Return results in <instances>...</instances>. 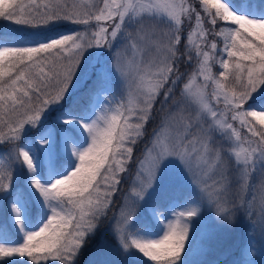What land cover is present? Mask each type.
I'll return each instance as SVG.
<instances>
[{"label":"snow or ice","instance_id":"6c2138e0","mask_svg":"<svg viewBox=\"0 0 264 264\" xmlns=\"http://www.w3.org/2000/svg\"><path fill=\"white\" fill-rule=\"evenodd\" d=\"M0 19V264H80L98 235L88 264H193L205 213L244 227L229 264H264V0H0Z\"/></svg>","mask_w":264,"mask_h":264},{"label":"rangeland","instance_id":"374dc122","mask_svg":"<svg viewBox=\"0 0 264 264\" xmlns=\"http://www.w3.org/2000/svg\"><path fill=\"white\" fill-rule=\"evenodd\" d=\"M242 2L245 3V0H242ZM145 23L147 24H155L156 21L154 20H146ZM160 27H164L163 24L159 25ZM79 26H64L60 30L66 31V30H76ZM0 30L6 31V32H13L16 31V28L14 25L11 24V22H8L6 20H3L0 23ZM193 68L195 67V61H193ZM191 65V71L193 70ZM214 71H218V69L214 68ZM197 83H202V80H197ZM122 85H113L114 88V94L116 95L117 99L120 98ZM209 91H211V88H209ZM107 95L106 93H101V102L103 96ZM179 97V92L177 91L176 97L174 99ZM171 102H169V105H165L164 108H161L159 101L157 102L156 108L154 109V118L152 119L154 128L159 124L161 117L166 114L168 108L170 107ZM151 121V120H150ZM134 122V121H133ZM246 131V130H244ZM152 134V132H151ZM150 134V137H151ZM150 137L148 138L147 142L149 141ZM145 145L142 142L140 145L137 144L135 149V155L138 154L139 150L140 153L137 157L140 156L144 149ZM135 165L131 166L130 173L134 171ZM131 179L130 175L125 176L124 182L120 185V193L116 196L115 202H117V205L121 201V197L124 195V193L127 191L129 187V181ZM253 182H257L259 180V175H254L252 177ZM175 188H179L178 191H176V198L175 199H181L183 198L188 192L191 191V189L188 187L187 182L183 181L182 179L177 183ZM181 194H184L181 196ZM168 196H170V193H168ZM173 197V196H172ZM116 210V209H114ZM202 227L205 229L206 232L209 233V238L205 241V248L203 250H196L194 251V255L190 256L189 259L193 262V264H229L230 261L237 258L239 253V248L243 246L244 243V227L243 225H236L235 227H225L222 225H219L215 223L210 217H208L207 213H205V218L200 222ZM255 234V233H254ZM109 242L112 241V237L110 234H108ZM10 238L15 239L14 236H11ZM98 240V239H97ZM97 240L92 241L94 243V246L97 242ZM253 247L248 249L245 253V260L247 261H260V255L258 252V246L256 245V241H252ZM91 247L90 249H86L88 251L92 252ZM90 254L88 257H86L85 253L81 254L79 257L80 264H88V260L90 258ZM222 259V261H219Z\"/></svg>","mask_w":264,"mask_h":264},{"label":"trees","instance_id":"16d2710c","mask_svg":"<svg viewBox=\"0 0 264 264\" xmlns=\"http://www.w3.org/2000/svg\"><path fill=\"white\" fill-rule=\"evenodd\" d=\"M3 21V19H0V23ZM67 31V30H66ZM193 64V63H192ZM192 64H190V65H182V67H181V70L182 71H188V72H191V65ZM192 68H193V65H192ZM83 91V90H82ZM153 128H154V125H153V122H152V120L151 121H149V123H148V125H147V128H146V135H145V137H144V139L140 142V143H138V145H140L142 142L144 143L148 138H149V136H150V134H151V132H152V130H153ZM136 156V155H135ZM133 165H135L134 163H133ZM132 165V166H133ZM176 197L177 195L175 194V193H173V191L172 192H170V197ZM172 197V198H173ZM115 204H117V202H115ZM15 231V229L13 228L12 229V232H14ZM94 246V243L93 242H91L87 247H86V249H90L91 247H93ZM85 249V250H86ZM85 250L83 251V254L85 253ZM89 251L87 250V252H86V255H87V253H88ZM192 255H194V253L192 254ZM191 255V256H192Z\"/></svg>","mask_w":264,"mask_h":264}]
</instances>
